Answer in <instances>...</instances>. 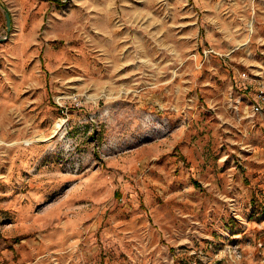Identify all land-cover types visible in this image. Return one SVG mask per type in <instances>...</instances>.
<instances>
[{
    "label": "rangeland",
    "instance_id": "374dc122",
    "mask_svg": "<svg viewBox=\"0 0 264 264\" xmlns=\"http://www.w3.org/2000/svg\"><path fill=\"white\" fill-rule=\"evenodd\" d=\"M0 28V264H264V0H0Z\"/></svg>",
    "mask_w": 264,
    "mask_h": 264
},
{
    "label": "crops",
    "instance_id": "0c3cea01",
    "mask_svg": "<svg viewBox=\"0 0 264 264\" xmlns=\"http://www.w3.org/2000/svg\"><path fill=\"white\" fill-rule=\"evenodd\" d=\"M1 29V28H0ZM20 38V39H19ZM23 38V35L22 34H18L16 37H14V40L17 41V40H22ZM84 188H85V185H84ZM80 192V191H79ZM81 193H86V191L84 190H81ZM98 198H100V196H97ZM70 200L68 199H65L63 201V203H68ZM72 207L73 206H66L65 208H63L62 206V203H59L56 207H54L50 212L49 214H52L54 212L55 213H58L60 212L61 214H67L69 213L71 210H72Z\"/></svg>",
    "mask_w": 264,
    "mask_h": 264
},
{
    "label": "water",
    "instance_id": "95a60500",
    "mask_svg": "<svg viewBox=\"0 0 264 264\" xmlns=\"http://www.w3.org/2000/svg\"><path fill=\"white\" fill-rule=\"evenodd\" d=\"M11 26H12V20L8 14V24H7V28H8V31L11 29ZM8 36H0V42L4 41Z\"/></svg>",
    "mask_w": 264,
    "mask_h": 264
},
{
    "label": "bare ground",
    "instance_id": "6f19581e",
    "mask_svg": "<svg viewBox=\"0 0 264 264\" xmlns=\"http://www.w3.org/2000/svg\"><path fill=\"white\" fill-rule=\"evenodd\" d=\"M61 124L63 125V122H61Z\"/></svg>",
    "mask_w": 264,
    "mask_h": 264
}]
</instances>
